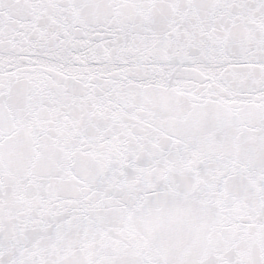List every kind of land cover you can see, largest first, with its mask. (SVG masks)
<instances>
[{
  "label": "snow or ice",
  "instance_id": "obj_1",
  "mask_svg": "<svg viewBox=\"0 0 264 264\" xmlns=\"http://www.w3.org/2000/svg\"><path fill=\"white\" fill-rule=\"evenodd\" d=\"M0 264H264V0H0Z\"/></svg>",
  "mask_w": 264,
  "mask_h": 264
}]
</instances>
